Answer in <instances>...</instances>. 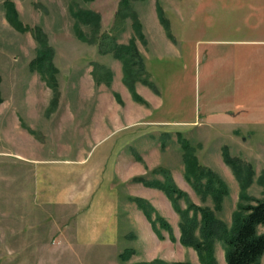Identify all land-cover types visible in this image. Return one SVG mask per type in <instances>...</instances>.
<instances>
[{
    "label": "rangeland",
    "instance_id": "1",
    "mask_svg": "<svg viewBox=\"0 0 264 264\" xmlns=\"http://www.w3.org/2000/svg\"><path fill=\"white\" fill-rule=\"evenodd\" d=\"M6 1L13 3L28 31L6 19ZM158 8L170 23L172 38ZM80 11H92L99 20H82L76 15ZM35 27L53 49L56 89L32 67L41 48L32 33ZM112 39L137 45L148 78L160 89L153 117L186 121L178 126L186 143L201 164L225 181L228 192L220 208L211 194L197 191L186 179L176 127H168V135L162 127H138L131 117H115L130 111L134 97L123 81L122 61L101 52V46L113 45ZM135 90L139 94L136 85ZM138 102L144 110L151 108L147 100ZM250 112L264 114V0H0V264H201L195 249L179 241L180 215L165 191L135 178L154 183L169 174L194 203L214 209L230 225L240 202L264 199L259 181L264 175V126L249 124L257 130L247 134L234 129ZM45 143H150L146 149L160 153L142 152L139 163L125 164L115 179L122 203L140 210L136 213L143 222H134L142 227L130 223L117 245L80 244L77 208L39 203L35 195L34 164L25 156H42L45 150L59 154V147L51 152ZM224 146L253 166L246 190L253 199H240ZM146 187L156 188L158 199L147 196L151 191ZM135 198L152 205L153 218L159 214L168 222L174 239L159 222L153 229ZM179 203L186 207L185 199ZM215 247L219 264H227L222 241Z\"/></svg>",
    "mask_w": 264,
    "mask_h": 264
},
{
    "label": "trees",
    "instance_id": "2",
    "mask_svg": "<svg viewBox=\"0 0 264 264\" xmlns=\"http://www.w3.org/2000/svg\"><path fill=\"white\" fill-rule=\"evenodd\" d=\"M127 3L130 0H124ZM6 19L17 29L28 31L30 27L23 24L19 19L17 11L14 9L13 3L6 1ZM158 15L165 29L170 32V23L162 16L161 9ZM161 13V14H160ZM76 15L82 20L88 22H96L99 16L92 11H80ZM133 18L135 15L132 13ZM137 32L141 33V26L137 19L133 22ZM35 40L40 44L39 54L32 62V67L37 70L46 82L53 88H57L55 74L57 71L53 63V49L48 46L46 36L42 33V29L35 27L32 29ZM115 41L114 39H112ZM102 53L112 52L115 57L119 58L123 64V81L129 87L135 100L145 102L143 98L135 90V85L141 81L159 93L154 82L148 77V71L145 70L137 45L131 42L129 45L117 43L109 47L101 46ZM136 57V58H135ZM145 76V79L142 78ZM102 80V79H100ZM99 80V81H100ZM181 146L184 148V161L186 179L191 185L203 194H211L216 202L217 208L221 207L224 196L228 192V187L220 175L215 173L211 168H207L199 162L195 154L194 148L186 143L187 139L182 135L178 136ZM224 161L228 163L234 170L235 176L240 184V199L251 200L246 190L252 183V175L254 174L253 166L244 160L232 156L228 146L223 147ZM166 172V171H165ZM245 174H247L245 176ZM249 174V175H248ZM135 180L143 182L146 185L154 186L165 191L171 200L175 210L180 215V237L179 241L185 245L195 249L201 264H219L216 257V242L222 241L225 251V260L227 264H264L262 257L264 255V232L260 231V227L264 226V199H253L256 202H240L238 208L232 215V222L229 225L219 218L214 209L209 206H200L194 203L188 193L181 190L172 180L169 174H166L164 181L148 182L145 177H136ZM260 183L264 185V175L260 176ZM185 199L186 207L180 205V200ZM138 206L144 211L150 220L153 229L156 231L159 222L164 228L170 231L171 239L173 237L172 227L165 222L159 214L153 218L152 213L155 209L150 203L142 198H135ZM154 264V263H146ZM161 264H192L186 262L161 263Z\"/></svg>",
    "mask_w": 264,
    "mask_h": 264
},
{
    "label": "crops",
    "instance_id": "3",
    "mask_svg": "<svg viewBox=\"0 0 264 264\" xmlns=\"http://www.w3.org/2000/svg\"><path fill=\"white\" fill-rule=\"evenodd\" d=\"M148 73L151 75L149 71ZM146 85L140 81L136 87L139 94L151 103V108L144 110L140 102L132 99L130 111L129 109H127L128 111L123 110L121 114H115V117H131V124L138 127L143 125L162 127L165 129L164 133L168 135L171 134L173 129L170 127L173 126L179 132L178 136H183L182 132L184 131L178 126H184L186 121L171 122L163 118L153 117L154 102L161 98L156 95L158 92ZM158 90L160 94V89L158 88ZM233 118L236 119L237 116ZM242 120L243 123H235L234 129L236 131H242L246 134L254 132L257 128L248 126L252 123L264 126V114L246 113ZM122 126L125 128L128 125L123 124ZM145 133L134 135L132 140H139ZM107 137L105 136L101 142ZM243 139L248 141L245 134ZM48 144L51 152L59 147L60 149L57 148L59 154L52 156L46 150L45 155L33 158L21 154L25 156L26 160L34 164L35 195L39 203L69 204L77 208L76 239L80 244L117 245L121 239L127 236L125 228H129L130 223L134 227L135 219L143 222L142 217L137 215L140 210L135 204L131 206L127 203L125 206L122 203L123 198L117 191L115 179L118 173H122L125 164L139 163L142 152H146L145 156H156L157 153H160L154 149H152L154 152L150 153L151 150L146 149L150 143H45L46 146ZM41 145L44 146V143ZM143 159L147 158L143 157ZM153 161L147 159L151 165ZM154 162L153 165H156L157 162ZM146 189L151 191L147 196L156 199L160 196L156 188L146 187ZM123 220L127 222L124 231H122ZM145 224L143 223V226ZM136 226L142 227L141 224Z\"/></svg>",
    "mask_w": 264,
    "mask_h": 264
}]
</instances>
